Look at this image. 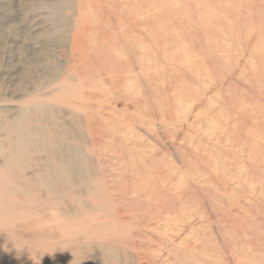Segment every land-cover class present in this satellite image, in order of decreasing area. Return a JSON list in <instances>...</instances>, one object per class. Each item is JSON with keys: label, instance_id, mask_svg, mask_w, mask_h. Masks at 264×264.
I'll return each instance as SVG.
<instances>
[{"label": "rangeland", "instance_id": "374dc122", "mask_svg": "<svg viewBox=\"0 0 264 264\" xmlns=\"http://www.w3.org/2000/svg\"><path fill=\"white\" fill-rule=\"evenodd\" d=\"M0 148V264H264V0H0Z\"/></svg>", "mask_w": 264, "mask_h": 264}, {"label": "bare ground", "instance_id": "6f19581e", "mask_svg": "<svg viewBox=\"0 0 264 264\" xmlns=\"http://www.w3.org/2000/svg\"><path fill=\"white\" fill-rule=\"evenodd\" d=\"M25 132V130H24V128L22 127V128H20L19 127V129L17 128L16 130H15V134H17V136H18V138H19V136H21L23 133ZM42 144L44 145V146H48L47 145V143H46V141H43L42 142ZM28 145V146H27ZM29 145L30 144H27L26 143V141L24 142V141H21L20 143L18 142V144L17 145H15V148L16 149H18V150H21L22 152L23 151H25V150H27V147L29 148ZM49 148H52L53 149V151L52 152H50L51 154H52V157L54 158V160L56 161V162H58L61 166L60 167H63V169H64V175L65 176H67L68 175V180L70 181V185H73V184H75V175H76V172L74 171L73 172V170H70L69 168H68V165H70V167H71V165H73V162L75 161V160H72L71 158V156H67L65 153H63V152H61L59 149H58V147H55V144H50V146H49ZM77 152V155H79V152L78 151H76ZM12 163V160L10 159V158H8L5 154H4V152H3V149H1L0 148V170H4L5 169V167H8L10 164ZM4 164H5V166H4ZM24 165L25 164V162L24 161H21L20 162V165ZM9 168V167H8ZM20 168H22V166L20 167ZM68 169V170H67ZM6 171L8 170V169H5ZM21 170H24V169H21ZM48 170L50 171V173H51V178L53 179V182L52 183H45V182H43L42 183V186L43 187H46L47 189H48V187H52V188H57V183H56V181L59 179V177L57 178V176H56V171L53 169V168H51L50 166H48ZM9 172V171H8ZM23 172V171H22ZM7 175H4V176H2L1 178H0V194H1V188H2V185L4 184V185H6L8 188H9V191L10 192H21V193H23V194H25V195H30V193H28V192H30V191H27V192H23L19 187L17 188L16 186H15V184H13V181H12V179H11V177H10V175L8 174V173H6ZM52 174H54V175H52ZM2 184V185H1ZM9 194V193H8ZM32 194V193H31ZM1 196V195H0ZM2 197H6V196H2ZM8 198V197H7ZM13 199V198H12ZM5 201V200H4ZM10 202H11V200H10ZM13 202V201H12ZM1 203V202H0ZM11 204V203H10ZM10 209V208H9ZM13 209V208H12ZM11 212V211H10ZM0 213H2L1 212V208H0ZM8 213V212H7ZM13 213V212H12ZM11 213V214H12ZM10 214V213H9ZM14 214V213H13ZM12 214V215H13ZM14 216V215H13ZM13 216H12V219H13ZM8 217V216H7ZM11 222L10 221H3V219H0V241H2L3 240V238L5 237V238H8L9 237V235H10V229H11ZM12 234V233H11ZM13 237V236H12ZM7 244H8V242H7ZM8 249V248H7ZM9 250V249H8ZM4 252V251H3ZM6 252H7V250H6ZM2 253V252H1ZM8 253V252H7ZM2 255V254H1ZM1 257H7V256H1Z\"/></svg>", "mask_w": 264, "mask_h": 264}]
</instances>
